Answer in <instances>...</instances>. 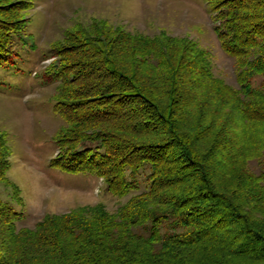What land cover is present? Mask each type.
<instances>
[{
    "label": "trees",
    "instance_id": "16d2710c",
    "mask_svg": "<svg viewBox=\"0 0 264 264\" xmlns=\"http://www.w3.org/2000/svg\"><path fill=\"white\" fill-rule=\"evenodd\" d=\"M205 1L235 85L186 37L94 24L51 46L43 78L58 81L53 109L65 123L50 163L100 176L118 196L145 187L114 210L81 205L33 225H18L21 211L0 198V264H264V0ZM0 11L2 64L23 25L14 8ZM8 153L0 132L6 183Z\"/></svg>",
    "mask_w": 264,
    "mask_h": 264
},
{
    "label": "rangeland",
    "instance_id": "374dc122",
    "mask_svg": "<svg viewBox=\"0 0 264 264\" xmlns=\"http://www.w3.org/2000/svg\"><path fill=\"white\" fill-rule=\"evenodd\" d=\"M1 8H14L15 18L21 17L23 25L12 37V56L0 64V132L9 148L6 174L10 183L18 185L21 199L12 196L9 182L2 181L0 198L21 211L18 225H33L45 213L68 212L98 202L114 210L132 192L145 187L140 180L138 189L118 196L105 189L100 176L64 171L50 163L57 151L54 133L65 122L53 109L58 81L47 82L43 74L55 58L51 46L69 40L70 30L97 24L106 35L119 26L144 37H186L206 49L215 75L236 83L234 59L219 44L205 0H0ZM261 79L256 76L254 81ZM250 146L245 144L241 153ZM232 161L227 163L226 176L234 170L231 165L241 162L240 155ZM246 161L251 170L259 172L255 158Z\"/></svg>",
    "mask_w": 264,
    "mask_h": 264
}]
</instances>
